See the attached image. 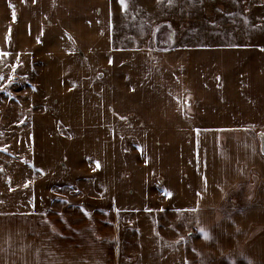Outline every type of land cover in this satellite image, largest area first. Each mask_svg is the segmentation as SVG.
Returning <instances> with one entry per match:
<instances>
[{
	"label": "crops",
	"instance_id": "0c3cea01",
	"mask_svg": "<svg viewBox=\"0 0 264 264\" xmlns=\"http://www.w3.org/2000/svg\"><path fill=\"white\" fill-rule=\"evenodd\" d=\"M0 1L5 52L18 41L90 78L153 58L155 40L179 66L148 104L177 117L87 136L101 145L84 156L36 148L30 196L0 202V264H264V0Z\"/></svg>",
	"mask_w": 264,
	"mask_h": 264
},
{
	"label": "rangeland",
	"instance_id": "374dc122",
	"mask_svg": "<svg viewBox=\"0 0 264 264\" xmlns=\"http://www.w3.org/2000/svg\"><path fill=\"white\" fill-rule=\"evenodd\" d=\"M0 13L4 15V12ZM15 23L18 21L13 23L14 34L19 31V26ZM2 32L3 28L0 27V36ZM14 34L12 33V39L17 37L18 40V36ZM21 45L18 41H13L7 52L0 48L2 203L9 197L15 199V202L20 196H30V187L24 183L26 180H34L31 164L36 148L41 151H44L43 148L54 151L61 149L59 152L62 151L64 155L72 151L77 156H84L85 148L94 150L101 145L100 141L88 139L87 136L100 132L114 135L117 132L137 130L138 126H143L141 121L147 115L178 116L179 110L175 107L164 108L162 103L155 107L148 106L159 99L153 97L154 94L163 96L165 91L164 63H171V71H179L178 60L164 61L155 58V54L160 55L159 52L162 51L160 41L158 43L154 40L150 44V51L156 52L152 55L153 58L148 55L143 61H119L125 71H120L121 69L111 64V68L99 71L101 73L96 72L90 78L84 75L83 61L56 59L50 52V58L27 59L20 52ZM1 46L4 47L3 43ZM75 64L80 69L77 70L79 72L75 71ZM38 72L41 74L37 76ZM173 74L171 78L178 79V75L175 72ZM184 103L185 110L190 114L191 98L187 96ZM72 135L78 138H65ZM41 136L45 139L42 140ZM102 145L109 149L106 157L110 162L116 163V155L112 154L116 148V139L103 141ZM38 155L46 158L43 154ZM65 159L66 156L59 167L66 171Z\"/></svg>",
	"mask_w": 264,
	"mask_h": 264
},
{
	"label": "snow or ice",
	"instance_id": "6c2138e0",
	"mask_svg": "<svg viewBox=\"0 0 264 264\" xmlns=\"http://www.w3.org/2000/svg\"><path fill=\"white\" fill-rule=\"evenodd\" d=\"M121 4L123 5L125 3V0H120ZM13 18H15V13H13ZM96 167H99V164L97 163Z\"/></svg>",
	"mask_w": 264,
	"mask_h": 264
},
{
	"label": "water",
	"instance_id": "95a60500",
	"mask_svg": "<svg viewBox=\"0 0 264 264\" xmlns=\"http://www.w3.org/2000/svg\"><path fill=\"white\" fill-rule=\"evenodd\" d=\"M261 139H262V141H263V148H264V138H263V136H261Z\"/></svg>",
	"mask_w": 264,
	"mask_h": 264
}]
</instances>
